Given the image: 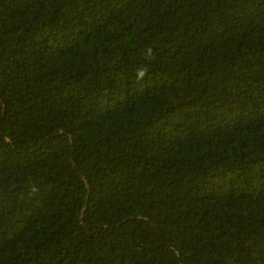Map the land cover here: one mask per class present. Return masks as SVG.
<instances>
[{"label":"trees","instance_id":"obj_1","mask_svg":"<svg viewBox=\"0 0 264 264\" xmlns=\"http://www.w3.org/2000/svg\"><path fill=\"white\" fill-rule=\"evenodd\" d=\"M0 264H264V0H0Z\"/></svg>","mask_w":264,"mask_h":264}]
</instances>
